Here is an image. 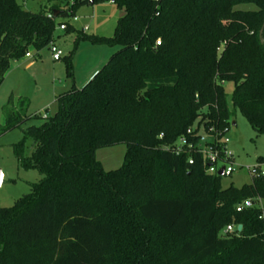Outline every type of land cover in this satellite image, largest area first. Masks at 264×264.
<instances>
[{
  "label": "trees",
  "instance_id": "trees-1",
  "mask_svg": "<svg viewBox=\"0 0 264 264\" xmlns=\"http://www.w3.org/2000/svg\"><path fill=\"white\" fill-rule=\"evenodd\" d=\"M46 1L35 12L0 0V85L11 61L56 41L60 23L76 43L116 51L13 145L19 165L42 178L0 206V264H264L261 210L235 209L264 201V176L223 187L200 153L173 149L190 127L223 133L236 109L264 133V0ZM105 2L122 11L111 36L57 21ZM74 49L64 57L70 76ZM27 107L9 95L1 131L38 117ZM119 143L122 164L105 170L96 150ZM230 223L240 231L220 236Z\"/></svg>",
  "mask_w": 264,
  "mask_h": 264
},
{
  "label": "rangeland",
  "instance_id": "rangeland-1",
  "mask_svg": "<svg viewBox=\"0 0 264 264\" xmlns=\"http://www.w3.org/2000/svg\"><path fill=\"white\" fill-rule=\"evenodd\" d=\"M26 9L39 11L52 4L46 0H18ZM242 7V6H240ZM252 7V6H251ZM121 9L108 2L87 4L80 6L75 15L57 17V21L68 22L75 30H82L88 35L111 36L116 21L121 15ZM56 44L62 50L59 60L51 59L48 49L39 51V55L30 48L32 54L30 59L22 57L11 61L10 68L5 74L0 85V169L3 181L0 185V206L10 207L15 200L31 190V185L37 183L42 175L36 169H24L13 152V145L24 136V129L29 125H38L43 117L52 115L56 110V96L68 90L74 85L81 87L86 84L110 58L116 47L93 44L88 39L75 41L76 32H65L56 27ZM76 44L75 49L73 48ZM74 49L72 58V75H68L64 57ZM92 74V76H91ZM234 84L224 83V90L230 97ZM9 95L14 99L22 98L28 102V115H38L28 118L20 127L1 131L4 124L3 106ZM234 122V123H233ZM197 124L195 121L194 126ZM224 138L227 152L232 156V167L234 171L228 177H222V186H241L251 181V175L247 167L253 168L257 165V157L264 156V133L256 134L246 118L236 109L229 119V127ZM126 146L119 143L110 147L96 150V158L105 170L118 168L124 159ZM222 228L220 236L231 235L224 232Z\"/></svg>",
  "mask_w": 264,
  "mask_h": 264
},
{
  "label": "built area",
  "instance_id": "built-area-1",
  "mask_svg": "<svg viewBox=\"0 0 264 264\" xmlns=\"http://www.w3.org/2000/svg\"><path fill=\"white\" fill-rule=\"evenodd\" d=\"M51 16V14H49ZM74 20L77 19L76 15L73 17ZM60 30L65 28L64 23H60L58 25ZM87 27L83 28V31L86 30ZM160 43V40L156 41V45ZM48 51L50 53L51 59L53 61L59 60L62 56L61 48L56 44V42H51L48 45ZM32 54L30 51L25 53L24 57H31ZM228 127L224 128L223 133L217 132L214 127H210L208 131L201 129L198 132H194V128L190 127L187 129V136L183 135L173 146V149L176 153H180L182 151H197L201 154L202 163L205 166V171L209 174H214L220 177H228L234 171L232 167V156L230 153L227 152L225 147V143L227 142V138H224V135ZM198 134L199 137L195 141L189 140L190 135ZM192 159H189V162L192 163ZM223 168V174L219 175V171ZM251 177L257 175L264 176V163L257 162V165L250 169L247 167ZM259 207L261 210L259 218L263 220L264 223V201L260 198L255 200L252 199H245L236 204L235 209L237 211H242L244 209L252 207L254 204ZM238 230V227L232 223L228 224L224 232L225 233H233L235 230ZM240 230H238L239 232Z\"/></svg>",
  "mask_w": 264,
  "mask_h": 264
},
{
  "label": "water",
  "instance_id": "water-1",
  "mask_svg": "<svg viewBox=\"0 0 264 264\" xmlns=\"http://www.w3.org/2000/svg\"><path fill=\"white\" fill-rule=\"evenodd\" d=\"M89 3H92V0H90ZM58 15V11H53V17H57ZM234 123V122H233ZM223 174V168L219 171V175H222ZM2 181H3V175H2V171L0 169V185L2 184ZM241 229V225H238V230Z\"/></svg>",
  "mask_w": 264,
  "mask_h": 264
},
{
  "label": "crops",
  "instance_id": "crops-1",
  "mask_svg": "<svg viewBox=\"0 0 264 264\" xmlns=\"http://www.w3.org/2000/svg\"><path fill=\"white\" fill-rule=\"evenodd\" d=\"M108 4H110V5H113V3L112 2H108ZM83 30V29H82ZM36 54V53H35ZM37 55H39V53L37 54ZM32 57V56H31ZM25 59H30V57H24ZM91 76H92V74H91Z\"/></svg>",
  "mask_w": 264,
  "mask_h": 264
}]
</instances>
